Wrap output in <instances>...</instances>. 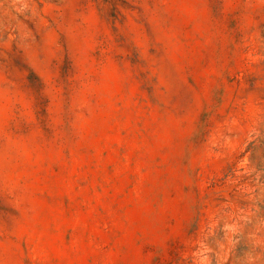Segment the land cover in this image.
<instances>
[{"label":"rangeland","instance_id":"obj_1","mask_svg":"<svg viewBox=\"0 0 264 264\" xmlns=\"http://www.w3.org/2000/svg\"><path fill=\"white\" fill-rule=\"evenodd\" d=\"M0 264H264V0H0Z\"/></svg>","mask_w":264,"mask_h":264}]
</instances>
